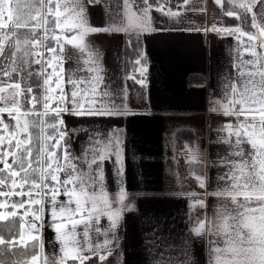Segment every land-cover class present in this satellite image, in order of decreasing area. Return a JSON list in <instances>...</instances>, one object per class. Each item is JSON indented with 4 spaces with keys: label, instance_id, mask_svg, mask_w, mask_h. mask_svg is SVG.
Segmentation results:
<instances>
[{
    "label": "snow or ice",
    "instance_id": "obj_1",
    "mask_svg": "<svg viewBox=\"0 0 264 264\" xmlns=\"http://www.w3.org/2000/svg\"><path fill=\"white\" fill-rule=\"evenodd\" d=\"M164 3L157 0L156 10L179 15L165 11ZM188 3L183 0L179 7ZM223 3L237 25L181 30L236 40L230 53L233 71L224 76L222 98L211 101L210 108L234 119L222 140L229 148L219 161L226 171L212 193L219 205L211 217H190L185 248L206 242L207 264H264V0ZM257 3L259 16L253 11ZM96 5L105 10L102 27L90 23L88 8ZM151 11L149 0H122L115 8L111 0H0V221L13 225L7 239L0 234V257L14 256L16 249L26 257L8 264H108L116 252L124 214L135 210L134 194L126 188L122 130L69 127L64 116L131 114L127 89L106 79L102 52L91 37L123 33L129 45L133 40L140 45L145 34L170 31L154 26ZM137 51L139 79L130 78L145 88L147 58L142 45ZM68 61L74 66L65 69ZM80 133L87 137L76 154L72 143ZM183 151L189 175L204 188L203 174L194 171L204 167L202 154L187 143ZM105 162L113 165L114 193L108 190ZM190 197V208L205 207L195 194ZM46 214L55 233L51 251L42 231ZM117 264H122L119 257ZM169 264L192 261L186 251L182 261Z\"/></svg>",
    "mask_w": 264,
    "mask_h": 264
},
{
    "label": "crops",
    "instance_id": "obj_2",
    "mask_svg": "<svg viewBox=\"0 0 264 264\" xmlns=\"http://www.w3.org/2000/svg\"><path fill=\"white\" fill-rule=\"evenodd\" d=\"M117 3L122 0H111L113 8ZM149 3L154 26L171 30L141 37L148 67L145 88L130 78L139 79L138 65L130 72L125 71L124 49L128 36L120 33L91 37L102 52L106 79L114 87L127 89L124 100L131 114L123 117L65 115L64 119L69 127L83 126L102 132L122 130L126 188L134 194L135 210L124 214L117 232L119 246L108 258V264H117L118 257L122 264H169L182 261L186 251L192 264H207L206 242L196 241L185 248L190 235L188 229L193 226L190 223L193 208L189 205L194 203V198L190 194L204 201V215L211 217L219 205L212 193L222 183L218 178L226 171L219 161L229 151L222 140L228 136L226 125L234 123V119L213 113L210 108L211 101L222 98L224 76L233 71L230 53L236 40L211 31L205 34L181 30L211 28L213 24L231 27L238 21L225 14L228 5L223 0L222 5L214 0H189L184 7L171 8L179 13L176 17L162 15L156 10L157 3ZM164 7L165 11L170 8L168 3ZM199 9L204 11L200 13ZM253 11L259 16V3ZM88 14L93 26L104 25V7H89ZM70 49L71 46L66 47L68 54ZM73 66L71 61L64 65L65 69ZM211 114H214L213 122ZM221 128L225 130L218 132ZM86 137L87 133H80L73 138L72 149L76 154ZM185 143L202 154L204 167H195L194 171L196 175L203 174L204 188L189 175L188 153L180 149ZM112 169V163L105 162L110 193L116 191ZM107 222L106 217L101 218L102 225L106 226ZM49 223L46 214L42 231L46 250L51 251L56 242Z\"/></svg>",
    "mask_w": 264,
    "mask_h": 264
},
{
    "label": "trees",
    "instance_id": "obj_3",
    "mask_svg": "<svg viewBox=\"0 0 264 264\" xmlns=\"http://www.w3.org/2000/svg\"><path fill=\"white\" fill-rule=\"evenodd\" d=\"M152 3H157V0H149ZM161 0H159L160 2ZM129 39V38H128ZM128 39L125 42V71L130 72L132 69H135L136 63L135 61L138 59V51L140 45H137L135 40H133V43L131 45L128 44ZM36 81L33 79V84H35ZM205 212V207L203 209L199 207H194L191 210L190 217H203ZM13 227V225L9 222H3L0 221V234L4 235L5 239L8 238V232L7 229ZM18 227V225H17ZM0 259L5 260V264H8L9 261L15 259L19 261H23L26 259L23 252L20 249L15 250V255L13 256L11 253L7 254L6 257H0Z\"/></svg>",
    "mask_w": 264,
    "mask_h": 264
},
{
    "label": "built area",
    "instance_id": "obj_4",
    "mask_svg": "<svg viewBox=\"0 0 264 264\" xmlns=\"http://www.w3.org/2000/svg\"><path fill=\"white\" fill-rule=\"evenodd\" d=\"M179 5H180L179 0H171V2L168 3V6H169L170 8H173V9H174V8H175V9L181 8V7H179ZM180 149H183V146H181ZM180 149L177 150V153L180 152Z\"/></svg>",
    "mask_w": 264,
    "mask_h": 264
},
{
    "label": "rangeland",
    "instance_id": "obj_5",
    "mask_svg": "<svg viewBox=\"0 0 264 264\" xmlns=\"http://www.w3.org/2000/svg\"><path fill=\"white\" fill-rule=\"evenodd\" d=\"M261 5L259 4V14H260V12H261ZM198 12H200V11H198ZM201 13V12H200ZM197 14V16H200L198 13H196ZM245 58H247V56H245ZM214 114H211V122H213L212 121V116H213ZM226 118H232V117H227V116H225ZM214 118H216V116L214 117ZM210 126H212V123H211V125Z\"/></svg>",
    "mask_w": 264,
    "mask_h": 264
}]
</instances>
